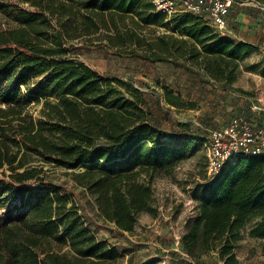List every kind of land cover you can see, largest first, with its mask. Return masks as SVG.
Returning <instances> with one entry per match:
<instances>
[{
    "label": "trees",
    "instance_id": "1",
    "mask_svg": "<svg viewBox=\"0 0 264 264\" xmlns=\"http://www.w3.org/2000/svg\"><path fill=\"white\" fill-rule=\"evenodd\" d=\"M23 1L31 8L10 11L15 26L0 29V264H118V248L98 239L47 171L72 170L104 220L133 232L141 213L158 214L154 180L173 175L192 142L163 140L170 135L155 128L145 93L74 55V42L86 38L155 62L184 60L227 84L255 46L190 12L166 22L152 0ZM153 25L170 33L156 34ZM164 90L168 104L186 106L180 93ZM41 101L36 119L30 107ZM197 199L181 238L189 261L218 250L226 264H239L234 249L248 224L255 221L248 236L264 239V155L228 163ZM261 248L264 254V241Z\"/></svg>",
    "mask_w": 264,
    "mask_h": 264
},
{
    "label": "rangeland",
    "instance_id": "2",
    "mask_svg": "<svg viewBox=\"0 0 264 264\" xmlns=\"http://www.w3.org/2000/svg\"><path fill=\"white\" fill-rule=\"evenodd\" d=\"M0 4L8 9V12L0 11V29L15 26L10 11L16 7L31 8L23 0H0ZM170 19L167 17L166 22ZM151 27L156 34L170 33L165 27ZM84 39L74 42V55L108 77H118L139 87L153 112L155 128L170 135L168 139L163 138L168 144L174 147L186 142L192 144L185 150L173 175L156 177L153 187L158 214L141 213L133 232H121L114 223L104 220L93 197L73 180L72 170H48L47 180L64 187L63 192L76 203L85 223L99 240L118 248V264H226L218 250L211 251L200 261L190 262L181 238L197 213V198L209 182L205 143L211 131L236 116H246L254 122L264 119V55L255 49L241 61L237 79L227 84L214 81L184 60L155 62L116 55L113 50L93 46ZM40 81L42 77L35 79L32 88ZM165 87L180 93L186 106L168 104L164 98ZM42 105L43 101L33 102L30 107L36 119L40 117ZM79 170L81 168L75 169ZM3 211L0 210V214ZM249 237L235 246L239 264H264L261 248L264 239Z\"/></svg>",
    "mask_w": 264,
    "mask_h": 264
},
{
    "label": "built area",
    "instance_id": "3",
    "mask_svg": "<svg viewBox=\"0 0 264 264\" xmlns=\"http://www.w3.org/2000/svg\"><path fill=\"white\" fill-rule=\"evenodd\" d=\"M242 0H152L157 12L171 17L190 12L204 17L221 35L232 33L229 16L234 5ZM207 175L214 179L223 168L241 156L264 155V119L254 122L236 116L226 125L211 131L207 143Z\"/></svg>",
    "mask_w": 264,
    "mask_h": 264
},
{
    "label": "crops",
    "instance_id": "4",
    "mask_svg": "<svg viewBox=\"0 0 264 264\" xmlns=\"http://www.w3.org/2000/svg\"><path fill=\"white\" fill-rule=\"evenodd\" d=\"M229 26L233 29V34L229 35V38L234 41L248 42L254 45L255 49H258L264 55V3L256 0H248L247 2L246 0H242L236 3L234 10L231 11L229 16ZM197 213L194 215H197ZM254 222L248 224L246 229L242 231L245 236L240 242L247 238L248 230Z\"/></svg>",
    "mask_w": 264,
    "mask_h": 264
}]
</instances>
